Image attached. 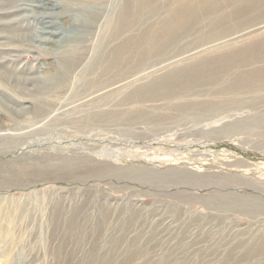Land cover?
<instances>
[{
	"label": "rangeland",
	"instance_id": "obj_1",
	"mask_svg": "<svg viewBox=\"0 0 264 264\" xmlns=\"http://www.w3.org/2000/svg\"><path fill=\"white\" fill-rule=\"evenodd\" d=\"M132 1L0 0V264H264V33L230 43L264 2L146 0L114 34ZM140 37L141 64L106 74Z\"/></svg>",
	"mask_w": 264,
	"mask_h": 264
},
{
	"label": "bare ground",
	"instance_id": "obj_2",
	"mask_svg": "<svg viewBox=\"0 0 264 264\" xmlns=\"http://www.w3.org/2000/svg\"><path fill=\"white\" fill-rule=\"evenodd\" d=\"M150 1H152V0H150ZM193 1H197V0H185V6L182 7L183 9L181 10L183 14L188 13L190 11L192 12ZM200 1L203 2L204 0H200ZM236 1H241V0H234V2H236ZM242 1L248 2V3H246V5H249L250 7H251V4H253L252 2H255V4H260V3L264 2V0H242ZM132 2H133V5H132L133 7L131 9L125 10L124 12L121 13L122 16H121V18L119 17L120 21L118 22V26H117L118 33H114V34H119V33L125 32L134 23L139 22L141 12L143 10V7L145 6V2H148V1H146V0H134ZM168 32H169V30H167V29L166 30H162V31H154V34H153V31H152V32L148 33L149 35H147V40H145V42H144L142 37H140L138 39H134V40L129 39V40H126L125 43H122L121 45H118V47H116L113 50H111V52L108 51L109 53L108 54L106 53L107 57H106L105 62H104L105 63L104 65H106V67L103 66V69L105 68L104 72L106 74H108V72H111L112 70L116 69L117 67H121V66H122V69H124L125 65H127L129 63V60L132 59V58L134 60H136L135 61L136 64H138V65L141 64V60L140 59H142V55L144 53L143 52L144 51V43L146 44V46H148L150 48H154V46H157V45L161 44L160 43L161 42L160 39H162V37H164V35L167 34ZM262 33H264V25H261V26L255 28V29H252V30H248L246 32L244 31L242 34H238L237 36H235V37L230 39V43L231 42L234 43L233 41H238V40H241V41L244 40L245 41V39L250 38L251 36H254V35H257V34H262ZM230 43H229V45H230ZM221 45H223L225 47L227 44H226L225 41H221L220 43L219 42L215 43V44H213V45H211L209 47H214V48L217 47V49H218V47L221 46ZM205 48H207V47H205ZM249 50L251 51V48H248L247 52ZM194 51H196V50H194ZM204 52H206V50L202 49V50L196 51L195 54L198 53L197 54V56H198V55L203 54ZM188 58H186V59H188ZM133 59H132V61H133ZM173 62H175V61H173ZM217 63L218 62L214 61L212 63H208V64L206 63L204 65L201 64L200 66H197L196 69L194 68L192 70L187 71L186 73H183L182 76L184 78H186V79H196V80H200L203 77L207 78L208 76H210L211 74H213L217 70V68H216ZM174 64L175 63H173V65ZM168 65H170V64H168ZM168 65H166V66H168ZM123 66H124V68H123ZM163 66H165V65H163ZM103 76H105V75H103ZM135 77L134 76H129V77H125V78L119 79L117 81H112V82H108V83H101V84H98V85H95V83L94 84L91 83V84H89L87 86V87H90V88H88L85 91L86 93L84 92V95L80 96L79 98H76V101L72 102L71 105H69L72 108H69L68 110H70L72 112L77 107L86 106V105H89L91 103H95L96 101L97 102L105 101L111 95H114V94H117V93H120V92L122 93L123 90L126 89V87L128 85H130L134 80H137V77H136V79H135ZM139 94H140L139 90L137 92L135 91L134 93H132L131 97L138 98ZM67 102H69V100ZM67 102H66V104H67ZM65 109H67V108H65ZM67 112L69 113V111L64 110V113H67ZM1 129H2V127H1ZM0 131H2V130H0Z\"/></svg>",
	"mask_w": 264,
	"mask_h": 264
}]
</instances>
